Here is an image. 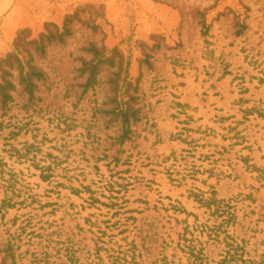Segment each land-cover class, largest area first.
<instances>
[{
	"label": "rangeland",
	"instance_id": "obj_1",
	"mask_svg": "<svg viewBox=\"0 0 264 264\" xmlns=\"http://www.w3.org/2000/svg\"><path fill=\"white\" fill-rule=\"evenodd\" d=\"M0 264H264V0H0Z\"/></svg>",
	"mask_w": 264,
	"mask_h": 264
}]
</instances>
